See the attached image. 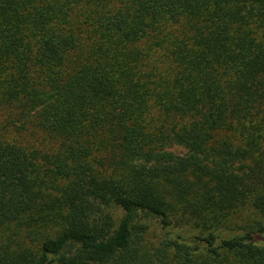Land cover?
<instances>
[{
	"label": "trees",
	"instance_id": "obj_1",
	"mask_svg": "<svg viewBox=\"0 0 264 264\" xmlns=\"http://www.w3.org/2000/svg\"><path fill=\"white\" fill-rule=\"evenodd\" d=\"M0 264H264V0H0Z\"/></svg>",
	"mask_w": 264,
	"mask_h": 264
},
{
	"label": "rangeland",
	"instance_id": "obj_2",
	"mask_svg": "<svg viewBox=\"0 0 264 264\" xmlns=\"http://www.w3.org/2000/svg\"><path fill=\"white\" fill-rule=\"evenodd\" d=\"M257 212L250 206L243 207L235 214H232L231 217L224 220L220 226H218L219 235H232L233 233L243 232L244 230L249 229L252 225L255 224L257 220ZM156 225V223H155ZM151 234H158L160 231L159 228L154 226L151 229Z\"/></svg>",
	"mask_w": 264,
	"mask_h": 264
}]
</instances>
